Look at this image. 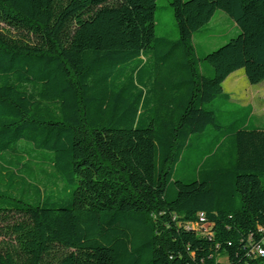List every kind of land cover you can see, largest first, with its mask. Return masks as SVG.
Masks as SVG:
<instances>
[{
  "label": "trees",
  "instance_id": "trees-1",
  "mask_svg": "<svg viewBox=\"0 0 264 264\" xmlns=\"http://www.w3.org/2000/svg\"><path fill=\"white\" fill-rule=\"evenodd\" d=\"M169 7L175 39L155 0H0V264H264V122L222 86L264 80V0Z\"/></svg>",
  "mask_w": 264,
  "mask_h": 264
},
{
  "label": "rangeland",
  "instance_id": "rangeland-1",
  "mask_svg": "<svg viewBox=\"0 0 264 264\" xmlns=\"http://www.w3.org/2000/svg\"><path fill=\"white\" fill-rule=\"evenodd\" d=\"M169 1L155 0V35L157 37L167 36L175 39V21L169 7ZM230 20L225 13L217 11L207 25L211 31L194 35L198 51L210 52L221 46L231 37H234L238 32L231 27L230 23L232 24V21ZM232 74H230L231 76L226 81L224 80L222 84L223 90L230 95L232 100L241 104H250L255 120L257 122H264V80L257 84H250L242 69ZM219 261L226 262V258L222 257Z\"/></svg>",
  "mask_w": 264,
  "mask_h": 264
},
{
  "label": "built area",
  "instance_id": "built-area-1",
  "mask_svg": "<svg viewBox=\"0 0 264 264\" xmlns=\"http://www.w3.org/2000/svg\"><path fill=\"white\" fill-rule=\"evenodd\" d=\"M251 254L255 256H263L264 255V246L256 245L251 249Z\"/></svg>",
  "mask_w": 264,
  "mask_h": 264
},
{
  "label": "crops",
  "instance_id": "crops-1",
  "mask_svg": "<svg viewBox=\"0 0 264 264\" xmlns=\"http://www.w3.org/2000/svg\"><path fill=\"white\" fill-rule=\"evenodd\" d=\"M233 75V74H232ZM231 75H229L226 79H225V81L230 77ZM231 98V97H230Z\"/></svg>",
  "mask_w": 264,
  "mask_h": 264
}]
</instances>
